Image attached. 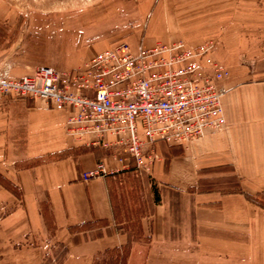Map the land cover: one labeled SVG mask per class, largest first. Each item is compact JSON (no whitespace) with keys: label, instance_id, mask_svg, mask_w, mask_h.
I'll return each mask as SVG.
<instances>
[{"label":"crops","instance_id":"obj_1","mask_svg":"<svg viewBox=\"0 0 264 264\" xmlns=\"http://www.w3.org/2000/svg\"><path fill=\"white\" fill-rule=\"evenodd\" d=\"M253 12H245L237 25L234 22L229 47L234 65L239 49L249 54L257 49L253 66L232 70L221 62L231 72L222 97L224 129L190 144L158 141V158L149 172L138 171L122 147L104 144L113 141V135L101 139L94 133L83 137L69 133L68 118L75 109L0 93V172L22 192L20 204L0 220V251L41 264L39 242L12 248L9 242L28 241L33 233L48 235L53 226L52 238L68 248L60 264H92L95 253L123 245L134 235L132 219L119 217L113 193L117 179L132 174L146 179L139 223L150 238L133 239L127 264H158L162 259H182L181 264L188 259L190 264H264V207L246 195L264 191V2L258 24L246 19L257 14ZM120 42H127L134 52L159 43L138 46L119 41L111 47ZM214 51L211 56L216 59ZM101 160L108 174L84 180L83 174ZM25 161L32 164L18 165ZM210 167H224L213 174L219 176L229 169L241 190L200 188V182L212 176L207 173ZM178 193L181 201L175 204L172 197ZM0 196L3 200L11 196L1 183ZM176 205L183 215L181 224L171 217ZM100 218L108 220L100 237H92L95 232L90 230L70 231V226Z\"/></svg>","mask_w":264,"mask_h":264},{"label":"rangeland","instance_id":"obj_2","mask_svg":"<svg viewBox=\"0 0 264 264\" xmlns=\"http://www.w3.org/2000/svg\"><path fill=\"white\" fill-rule=\"evenodd\" d=\"M263 2L264 0H0V72L7 71L9 75L19 77L18 75L32 74L42 65L69 71L82 65L83 61L96 52H102L119 41H128L132 45L138 43V46L182 41L192 48L209 43L213 45L212 52L215 50L214 61L224 68L228 69L224 64L232 70L252 67V60L258 56L257 49L251 54L249 50L239 49L234 65L229 47L233 42L234 22L237 25V22L244 20L245 12L254 11L257 14L246 19L258 24V12ZM30 164L31 161L18 163L19 166ZM220 170H224V167L208 168L207 173L212 176L205 177L199 184L200 188L222 191L235 189L238 177L226 168L225 175H213ZM145 180L130 174L118 178L114 185L113 193L119 217L124 219L129 216L132 219L130 224L134 234L138 233L140 215L145 210ZM0 183L11 193L8 200H3L0 196L1 220L20 204L22 192L21 187L2 172ZM253 198L256 200L254 202L264 207V191L253 195ZM172 201L175 204L181 201L179 193L173 195ZM44 211L49 215L47 208ZM171 213L173 222L181 224L183 215L177 205L173 206ZM173 229L179 230L177 226H173ZM53 231L51 226L48 235L33 233L28 241L24 238L11 241L9 247L39 242L43 249L41 264H44L48 257L55 259V254L62 252L52 238ZM190 246L194 247V244L191 243ZM9 254L8 251L6 254L0 251V264H38L32 258ZM181 260L162 259L158 264H181ZM186 261L185 264H190L189 259Z\"/></svg>","mask_w":264,"mask_h":264},{"label":"built area","instance_id":"obj_3","mask_svg":"<svg viewBox=\"0 0 264 264\" xmlns=\"http://www.w3.org/2000/svg\"><path fill=\"white\" fill-rule=\"evenodd\" d=\"M212 49L209 43L192 48L175 41L134 52L120 42L69 71L46 65L22 77L1 71L0 93L75 109L69 133L113 135L104 144L123 147L138 171L149 172L158 141L183 144L224 129L222 97L230 72L214 61ZM106 174L101 160L83 178Z\"/></svg>","mask_w":264,"mask_h":264},{"label":"trees","instance_id":"obj_4","mask_svg":"<svg viewBox=\"0 0 264 264\" xmlns=\"http://www.w3.org/2000/svg\"><path fill=\"white\" fill-rule=\"evenodd\" d=\"M240 190H241V185L240 182L238 181V185L235 187V189L230 191H240ZM246 195L250 200L256 201L255 198H253V195L249 193H247ZM156 200L158 201V193L156 196ZM107 224H108L107 219L104 218L94 219L91 221H86L80 224L70 226V231L81 232V231L90 230L95 232L92 234V237H100L103 234V228L107 226ZM138 229L139 230L137 234L129 235V239L127 243L120 246L106 248L103 251H98L97 253H95L92 264H127L131 252L133 239L134 238L138 239L142 237L149 239V237L144 236L143 227L141 223H139ZM57 245L62 250L61 254H55L56 256L55 259L52 257H48L44 261V264H60L64 260L68 248L62 242H58Z\"/></svg>","mask_w":264,"mask_h":264}]
</instances>
